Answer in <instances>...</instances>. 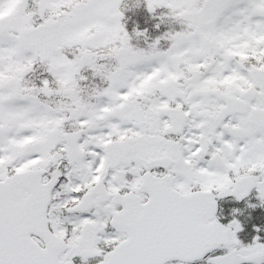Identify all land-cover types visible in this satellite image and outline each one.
<instances>
[{
	"label": "snow or ice",
	"instance_id": "1",
	"mask_svg": "<svg viewBox=\"0 0 264 264\" xmlns=\"http://www.w3.org/2000/svg\"><path fill=\"white\" fill-rule=\"evenodd\" d=\"M253 189L264 0H0V264H264Z\"/></svg>",
	"mask_w": 264,
	"mask_h": 264
},
{
	"label": "flooded vegetation",
	"instance_id": "2",
	"mask_svg": "<svg viewBox=\"0 0 264 264\" xmlns=\"http://www.w3.org/2000/svg\"><path fill=\"white\" fill-rule=\"evenodd\" d=\"M252 197L253 192H250L247 197L240 201H236L231 196H225L217 199L219 209L216 215L219 221L226 224L233 218V215H235V218L242 224V230L238 232L237 235L244 242L249 241L251 236L255 234L253 225L264 228V211L259 210L260 206L255 208L247 207L248 203L258 204V201L251 200ZM232 209H240L241 211L234 214ZM260 235L264 236V231H262ZM73 259L76 264H79V257H74ZM171 264H175V261L173 260Z\"/></svg>",
	"mask_w": 264,
	"mask_h": 264
},
{
	"label": "trees",
	"instance_id": "3",
	"mask_svg": "<svg viewBox=\"0 0 264 264\" xmlns=\"http://www.w3.org/2000/svg\"><path fill=\"white\" fill-rule=\"evenodd\" d=\"M128 2L129 4H131V0H128ZM124 22L126 24V28L130 33L132 32L133 27H136L139 30L147 29L149 41L166 29V25L164 24H161L159 29L154 27V25L157 24L159 21L156 17L151 16L146 11L143 4H141L138 8L126 11ZM133 41L138 42L140 46L144 44L142 38L139 41L135 39Z\"/></svg>",
	"mask_w": 264,
	"mask_h": 264
},
{
	"label": "rangeland",
	"instance_id": "4",
	"mask_svg": "<svg viewBox=\"0 0 264 264\" xmlns=\"http://www.w3.org/2000/svg\"><path fill=\"white\" fill-rule=\"evenodd\" d=\"M158 12L160 11V10H157ZM164 31V30H163ZM162 31V32H163ZM134 44L135 43H138V42H136V41H132ZM150 42V41H149ZM163 43V42H162ZM141 46H145L144 44H142ZM251 192H253V197H252V201L253 200H255V201H257V197H256V194H255V190L253 189ZM259 210H262V211H264V207H260V209ZM259 214V213H258Z\"/></svg>",
	"mask_w": 264,
	"mask_h": 264
},
{
	"label": "water",
	"instance_id": "5",
	"mask_svg": "<svg viewBox=\"0 0 264 264\" xmlns=\"http://www.w3.org/2000/svg\"><path fill=\"white\" fill-rule=\"evenodd\" d=\"M217 208H218V205H217ZM217 208H216V211H217Z\"/></svg>",
	"mask_w": 264,
	"mask_h": 264
}]
</instances>
